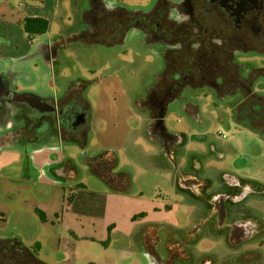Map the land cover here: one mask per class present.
Segmentation results:
<instances>
[{
	"label": "rangeland",
	"instance_id": "1",
	"mask_svg": "<svg viewBox=\"0 0 264 264\" xmlns=\"http://www.w3.org/2000/svg\"><path fill=\"white\" fill-rule=\"evenodd\" d=\"M158 1L103 3L107 9L145 13ZM167 1L170 17L181 21L182 0ZM89 7V0H0V45L17 46L10 53L13 57L3 54L0 61L9 79L6 87L51 101L77 94L73 103L87 111L81 128L86 132L85 149L80 142L66 139L61 144L74 164L71 176L60 180L65 183L63 211L56 220L60 244L45 239L39 259L45 264H160L147 257L148 246L156 247L167 264L212 260L215 264H264V138L249 125L264 123V98L238 121L236 110L242 104L248 109L247 101L229 92H222L225 98L220 100L212 89L198 88L201 82L195 80H188L185 88L178 85L179 92L167 96L151 92L148 98L157 76L164 72L166 46L147 44L145 35L133 27L127 29L122 43L107 46L93 41L92 29L83 20ZM37 10L47 18V32L26 47L21 22L38 14ZM42 43L48 46L46 55L40 49ZM248 51L234 58L244 68L243 77L254 68H264L263 63L254 62L250 47ZM232 68L228 66V73ZM258 80L264 87V79ZM230 85L227 88L233 89ZM15 106L7 122L1 120L0 135L22 143L27 134L33 137L28 145L53 143L48 116L23 132L19 125L31 124L36 113L26 105ZM159 106L166 128L162 133L154 129L152 117ZM248 116L251 121L246 120ZM54 126L53 121L52 134ZM37 127L41 130L36 131ZM9 143L3 140L0 145ZM106 151L116 158L111 172L127 177L121 186L125 193L108 197L105 220L85 217L81 225L73 198L82 188L86 193L104 188L88 159ZM103 200L104 194L100 203ZM233 230L241 236L234 237Z\"/></svg>",
	"mask_w": 264,
	"mask_h": 264
},
{
	"label": "flooded vegetation",
	"instance_id": "2",
	"mask_svg": "<svg viewBox=\"0 0 264 264\" xmlns=\"http://www.w3.org/2000/svg\"><path fill=\"white\" fill-rule=\"evenodd\" d=\"M157 3L161 8L157 11L158 17L153 25L155 33L153 37L160 41V45L166 46L163 60L166 51L174 50L172 61H179L178 58L183 57L181 55L183 52H179L180 49L186 48L187 53L189 52L188 60L195 59L196 63L201 60L207 61L206 64L210 67L205 78L220 79L225 84L224 89L220 91L235 93L239 97H256V104L264 98V87L258 80V78L264 79V68H254L246 74L247 77H243L244 68H240V64L234 60L236 53L245 55L250 47L256 59L254 62L264 64V0H182L180 6L184 18L181 21L170 17L167 0H160ZM133 28L139 29L147 38V33L143 29L135 26ZM168 39L176 40L175 44L165 43ZM40 49L45 55L49 52L46 43H42ZM228 66L233 67L231 73L227 71ZM227 81L232 83L230 86H233V89L227 88ZM6 82L5 77L0 76V123L4 120L7 122L6 117L10 115L9 112L16 110L14 105L21 107L20 104L34 109L36 113L30 120L32 125L26 123L23 132L28 131L26 127L34 128V124H40L47 116L49 120L54 121V124L61 127L69 125L73 130L79 129L85 123L76 127L73 125L78 122L81 114L84 115V121L86 119L85 110L73 103L75 101L73 96L69 95L62 101L49 102L37 99L33 101L30 98L18 99L6 87ZM213 91L217 94L219 90ZM170 92L171 90H167L165 95ZM157 120L155 119L154 129L162 133L164 129L160 128ZM256 124L264 131V123ZM220 208H223L222 204ZM233 231L232 235L237 237L238 232ZM242 235H245L244 231ZM166 262L163 258L158 259L160 264H167Z\"/></svg>",
	"mask_w": 264,
	"mask_h": 264
},
{
	"label": "crops",
	"instance_id": "3",
	"mask_svg": "<svg viewBox=\"0 0 264 264\" xmlns=\"http://www.w3.org/2000/svg\"><path fill=\"white\" fill-rule=\"evenodd\" d=\"M32 17L42 18L41 12L39 11L38 14L36 12ZM43 18L47 19L44 16ZM6 26L7 24H5ZM31 45L33 44L25 43L24 46L29 47ZM13 50H17V46L11 45V43L9 45L6 44V46L4 44L0 45V61L3 60L4 55L10 58L13 57L10 54ZM4 71V69L0 68V76H4ZM5 80L9 82L8 77ZM8 89L10 90V88ZM12 93L17 95L14 91ZM26 98L33 99V101L36 99L51 101L28 94ZM86 119L84 122H86ZM162 120L163 129H166L164 127V116ZM49 121L48 129L50 130L49 134L51 136L54 135L53 143L46 140L48 143L28 145L27 143H30L33 137H26L27 134L24 136L22 143L18 142L14 137L12 140L11 137L0 135V144L3 140H8L11 143L7 144L10 146L5 147L0 145V239L15 235L26 247H31L33 244L38 243L40 246L38 257L41 256L40 252L43 251L42 243L45 239L49 238L50 241H58V245L60 244L61 237L58 234L60 223L56 222V220L59 218L58 214H62V203L65 198L63 191L65 183L61 184L60 180L71 176L73 169L70 166L73 163V159L69 158L68 154L65 155L61 147L63 140L61 136L62 129L59 125L54 124L53 128L56 132L52 134L51 125L53 121ZM146 122L148 125V119H146ZM21 125H19V128L25 130L26 122L22 127ZM82 126L78 129V132H82V135H85L86 132L81 129ZM7 127L10 129L9 125ZM39 130L41 128L37 127L36 131ZM55 179L59 180V185ZM101 181L104 183V188L107 192L103 188L86 193L84 192L85 188H82L73 198L74 210L81 225H83L85 217L105 220L108 197L111 194L123 195L125 193L123 190H114L103 180ZM53 193L56 195L55 200ZM102 193L104 194V200L103 203H100ZM36 211L43 215L44 220L39 218ZM146 236L144 241L148 242ZM145 254L150 258L151 262L156 261L157 263L158 259L162 258L157 254L156 247L149 249L147 246ZM212 258L214 259V257ZM208 264H215V262L212 260Z\"/></svg>",
	"mask_w": 264,
	"mask_h": 264
},
{
	"label": "trees",
	"instance_id": "4",
	"mask_svg": "<svg viewBox=\"0 0 264 264\" xmlns=\"http://www.w3.org/2000/svg\"><path fill=\"white\" fill-rule=\"evenodd\" d=\"M90 7L84 13V22L91 27L92 31V40L99 41L101 44L110 46L118 43H122V40L126 36V31L129 27H137L143 29L147 33V38L145 42L147 44L160 43V41L154 38L153 25L155 20L158 17L157 11L161 8L160 4L155 5L150 12H139V11H126L123 8H114L107 9L103 3L104 0H89ZM22 31L25 36V41L31 43L36 37L42 36L47 32L48 22L46 19L41 17H26L21 22ZM166 27H168L166 25ZM173 28V27H172ZM169 31H172L169 29ZM150 40V41H149ZM174 39H168L165 43L171 45L175 44ZM179 52L183 57L178 58L179 61H172V54H175L174 50H169L164 53V72L161 75L157 76L155 85L148 91V98L151 92L153 95L157 96L165 95L167 90L172 89L171 92H179L178 85L181 84L180 88H185L188 85V80H195L199 83L198 88H209L212 90L218 89L217 95L219 99L225 98L223 91L225 84L220 81V79H208L205 78L206 74L209 71V65L206 64L207 61L201 60V62L196 63L195 59L188 60V54L186 48L180 49ZM196 61V62H195ZM169 72L168 76H163L165 73ZM182 77L183 79L176 80L174 76ZM187 78V79H186ZM186 83H184V82ZM180 82V83H175ZM227 84H232L230 81H227ZM177 84V86H175ZM164 85V86H163ZM170 92V93H171ZM71 93V92H70ZM68 93V94H70ZM169 93V94H170ZM75 94V93H71ZM168 94V95H169ZM222 94V95H221ZM76 95V96H75ZM73 97L76 99L77 94ZM220 95V96H219ZM72 96V95H70ZM163 96V97H164ZM67 97V96H66ZM78 95V99H79ZM243 101H247L248 109H244V104L240 105L239 109L236 110L235 119L238 121L237 117L242 116L244 112H249L253 104L256 103V97H240ZM253 103L251 104V102ZM144 103V102H143ZM81 106V105H79ZM85 110V106H81ZM160 111L156 112L153 118L159 119L163 116V109L159 106ZM243 108V111L240 109ZM87 114V111L85 110ZM242 119H244L242 117ZM252 117H246V120L251 121ZM153 120V119H152ZM251 129L258 130L261 136L264 138V131L254 123L250 122ZM257 125V126H256ZM62 139L67 141L80 142L82 149H85L86 138L82 132H78V129H71L68 126L62 127L61 130ZM88 162L91 166L92 172L103 180L109 187L114 190H122V185L126 184V175L125 173L113 174L111 168L116 163L115 154L110 151H106L95 158L88 159ZM120 188V189H119ZM69 200H71L69 198ZM37 215L41 220H44L43 215L36 211ZM40 246L38 243L33 244L31 247H26L20 241V239L12 235L5 239H0V264H45L42 262L38 253Z\"/></svg>",
	"mask_w": 264,
	"mask_h": 264
},
{
	"label": "water",
	"instance_id": "5",
	"mask_svg": "<svg viewBox=\"0 0 264 264\" xmlns=\"http://www.w3.org/2000/svg\"><path fill=\"white\" fill-rule=\"evenodd\" d=\"M15 95V97H17L18 99H24V98H26V96H24V95H19V94H14ZM163 119V116H161L158 120H157V123L158 124H162V120ZM82 123H84V115L83 114H81L80 116H79V120H78V122H75L73 125L76 127V126H78V125H81Z\"/></svg>",
	"mask_w": 264,
	"mask_h": 264
},
{
	"label": "built area",
	"instance_id": "6",
	"mask_svg": "<svg viewBox=\"0 0 264 264\" xmlns=\"http://www.w3.org/2000/svg\"><path fill=\"white\" fill-rule=\"evenodd\" d=\"M219 136H221L222 138H225V136L221 135L220 132L217 133Z\"/></svg>",
	"mask_w": 264,
	"mask_h": 264
}]
</instances>
